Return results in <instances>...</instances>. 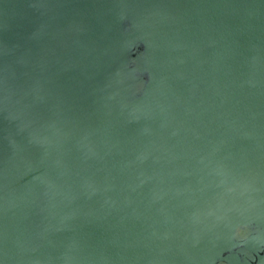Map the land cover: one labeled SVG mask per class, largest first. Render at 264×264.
Returning <instances> with one entry per match:
<instances>
[{"label": "water", "instance_id": "95a60500", "mask_svg": "<svg viewBox=\"0 0 264 264\" xmlns=\"http://www.w3.org/2000/svg\"><path fill=\"white\" fill-rule=\"evenodd\" d=\"M0 264H264V0H0Z\"/></svg>", "mask_w": 264, "mask_h": 264}]
</instances>
